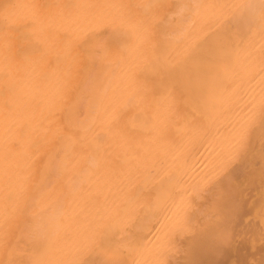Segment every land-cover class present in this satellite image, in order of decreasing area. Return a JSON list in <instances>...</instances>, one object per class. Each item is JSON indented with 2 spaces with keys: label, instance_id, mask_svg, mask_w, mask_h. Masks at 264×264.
I'll return each mask as SVG.
<instances>
[{
  "label": "bare ground",
  "instance_id": "1",
  "mask_svg": "<svg viewBox=\"0 0 264 264\" xmlns=\"http://www.w3.org/2000/svg\"><path fill=\"white\" fill-rule=\"evenodd\" d=\"M262 117L264 0H0V264H205Z\"/></svg>",
  "mask_w": 264,
  "mask_h": 264
},
{
  "label": "rangeland",
  "instance_id": "2",
  "mask_svg": "<svg viewBox=\"0 0 264 264\" xmlns=\"http://www.w3.org/2000/svg\"><path fill=\"white\" fill-rule=\"evenodd\" d=\"M262 118H263V117H262ZM259 121H260V122H259ZM259 121H257V124H259V123L261 124V123L264 121V118H263V121H261V120H259ZM263 123H264V122H263ZM260 124L258 125V128L260 129V132H259L260 135H258V136L256 137V141H255V139L253 140V141L256 142V144H255V142L252 141V139H253L252 137H255V135L259 134V133L256 132V130H258V129H256L257 127L255 128L256 130L254 131V134H255V135L251 137V135H253V133H251L250 136L248 137L247 141L245 142V143H246V146H244L243 149L240 150V151L238 152V154H239L240 152H241V154H243V152H244V156H245L246 153H247L248 158H247L246 156H245L246 158L243 157V155H242V157H241V154H240V156L237 154L238 156L236 157V159H237L238 157H239V158L236 160V163H235V161H234V163H235V164H234V163L232 162L234 159H232V161L230 162V165L228 166V168H230V169L226 168L227 176L229 177V176L231 175L230 178H234V180H232V182H231V181H230V182H227V181H229V180H228V179H229L228 177H227V178L225 177V179H227V181L223 180V181H225V183L227 182L226 184L224 183V184L226 185L225 188H226V187L228 188V187H230V186H231L232 188H234L233 186H235V188L237 187V189L235 190V188H234L233 191H235V192H233L234 195H232V196H231V195H227L226 193H224L226 196H224L223 199H224V200L226 199V200L224 201L225 203L223 202V203H221V204H224L225 207L227 208L228 205L230 206V204H231V202H232V201H231V200H232L231 198L235 199V200H233V201H238L239 198L242 196V197H241L242 200H244V201H245V200H248V201H249V202H247V208H246V209H245V207H246V203L244 202V203H245V205H244V209H245L246 211H248V212H247L248 214L246 213L245 210H243V207H242V210H241V211H240V209H238L239 207L241 208V206H243V205H241L240 203L237 202V203L239 204V206L237 207V209L239 210V212L237 211V213H238L237 215H239L238 218H241V217H242L241 214H243V217H244V218H241V219H238V218H237L238 221H236V219H235V221H236L237 224L234 223L235 221H233V220H232V221H229V222H232L233 225H231L232 223L229 224V222H227V220H225L224 216H221V217L223 218V224H225V225H223V226H224L225 228H223V226H222V224H221L220 222H217V220L222 219V218L217 219L216 215H218V214L221 215V214L224 212L223 215H224V214H227L226 216H228L229 213L233 210V209H232L230 212L228 211V212H229V213H228V212H227V209L224 207V205L219 206V207L216 206V207H217L218 209H222V208H223V209H225L226 211L222 209V210L220 211V212H222V213H219V210H218V214L216 213L215 215H213V216L210 217V218H214V216H215L214 219H217L215 222H217L218 224L220 223L219 225L222 226V227H219V226H218L217 228H221L222 230L225 229V230H224L225 232L222 231L221 229L219 230L220 232H219V231H214L215 233H217L216 235H218V234L220 233V234H219L220 236H219V235H218V236L215 235V237H218V238L213 237V240H216V243L218 242V244L220 245V247H222V250H223V248H225V250H226V249L230 246V247H229V251H225V254L223 253L224 251L222 252L223 255H227L228 253H229V254L231 253L232 256H235L236 254L239 253V252H238V248H239L240 250H242V249L244 250V248H245V250L247 251V253H246V251H245V253L247 254V256H245L246 260H247V259L250 260V259H251L250 257H252L253 254L255 255V253H258L259 255L261 254V256L258 257L259 260H258V259L256 260V258H257V256H258L257 254H256L257 256L255 255L256 258H255V256H253L254 259H251V260H255L256 262H259V263H256V262H255V264H260V261H261V260H262V261H261L262 263H263V261H264V259H261V257L264 258V243H262V241L264 240V232H263V231H264V229H263V228H264V226H263V225H264V220L262 219L261 216H257V215H258L257 213H259V214L261 215V210H262V207L264 206V186H262V185H264V184H262V183L264 182V170H263V169H264V167H263L264 164H262V163H263L262 160H263L264 158H262V160H261L260 157H261L262 155L260 156V155L258 154V156H260V157L257 156V153H259L260 150H262V151L264 152V148H263L264 145H262V144L264 143V141H263L264 139H263V137H262V135L264 134V133H263L264 126L262 127V125H264V124H261V125H260ZM259 126H261L262 128L259 127ZM261 139H262V140H261ZM251 141H252V142H251ZM257 141H258V142H257ZM260 142H261V144H260ZM247 143H249V146H250V144H252V146H250V147H251V149L254 150V151H251V149H250L249 151H250L251 153L248 151V148H247V145H248V144H247ZM254 144H255V145H254ZM257 144H259V145H257ZM249 146H248V147H249ZM258 146H259V147H258ZM261 146H262V149H261ZM255 147H256V149H255ZM244 148H247V149H245L246 152L244 151ZM258 148H259V149H258ZM257 151H258V152H257ZM262 151H261V152H262ZM261 152H260V153H261ZM263 152H262L261 154H264ZM253 155H254V156H253ZM251 156H252V157H251ZM262 157H263V156H262ZM241 158H242V159L245 158L244 162L246 161V162H245L246 165H243V164H244L243 162H242V164L240 163V162H241V161H240ZM254 158H256V159L258 160V162H257V160H254ZM253 160L256 161V162H254ZM239 161H240V162H239ZM242 161H243V160H242ZM252 161H253V163H252ZM237 162H238V168H235V167H237V166H236V165H237ZM248 162H249L250 165L248 164ZM259 162H260L262 165H261V164L259 165ZM232 164L234 165V167L232 166ZM240 165H241V166H240ZM248 165H249V167H248ZM258 165H259V166H258ZM230 166H231V167H230ZM239 166H240V167H239ZM244 166H247V169H246V167H244ZM232 167H233L234 170L231 169ZM242 167H243V169H242ZM251 167H252L253 169H252ZM260 167H261V169H262V167H263V169H262L263 171H262L261 169H260L261 171L259 170ZM240 168H241L242 170H240ZM235 169H236V171H235ZM227 170H228V171H227ZM230 170L235 171V172L233 173V172L230 171ZM244 170H245V171H244ZM254 170H255V171H254ZM237 171H238V172H237ZM242 171H244V172L247 171V172H246V174H244V172H242ZM231 172H232V173H231ZM241 173H243V174H241ZM257 173H258V174H257ZM232 174H233V175H232ZM240 174H241V175H240ZM255 174H257V175H255ZM251 175H252V176H251ZM242 177H243V178H242ZM251 177H252V180H251ZM256 178H257V179H256ZM248 179L251 180V181H249ZM230 180H231V179H230ZM249 182H251V183H249ZM232 183H235V185L232 184ZM245 183H246L247 186L245 185ZM247 183L250 185L249 187H248V184H247ZM230 184H232V185H230ZM236 184H237V185H236ZM253 184H254V186H253ZM229 185H230V186H229ZM244 185H245V186H244ZM250 187H251V188H250ZM258 187H259L260 189H258ZM227 188L225 189V190L227 191V193H228V191L231 192V190H229V189H231V188H228V190H227ZM239 188H240L241 190H240ZM242 189L244 190V192H245V190H247V191H246L245 193H244V192L241 193V191H243ZM225 190H224V191H225ZM262 190H263V192H262ZM236 191H237L238 193H237ZM249 192H250V195H247V193H249ZM233 193H232V194H233ZM236 193H237V194H236ZM252 193H254V194H252ZM228 194H229V193H228ZM245 194H246V195H245ZM235 195H236V196H235ZM240 195H241V196H240ZM243 195L245 196V198H244ZM215 196H216V195H215ZM215 196H214V197H215ZM218 196H219V195H218ZM228 196H229V197H228ZM230 196H231V197H230ZM246 196H247V197H246ZM249 196H250V197L253 196L252 199L249 198ZM219 197H221V196H219ZM234 197H235V198H234ZM217 198H218V197H217ZM217 198H216V199L213 198V199H215V201L217 202V201H218ZM241 198H240V199H241ZM247 198H249V199H247ZM218 199H219V198H218ZM221 199H222V198H221ZM228 199H231V200H228ZM237 199H238V200H237ZM242 200H241V201H242ZM259 200H260V201H259ZM230 201H231V202H230ZM220 202H221V201H220ZM220 202L218 201L219 205H220ZM226 202H229V203H226ZM241 203L243 204V202H241ZM259 203H260V204H259ZM235 204H236V203H235ZM216 205H218V204L216 203ZM240 205H241V206H240ZM233 206L235 207L236 205H234V203H233V204H231V207H233ZM228 208H230V207H228ZM230 209H231V208H230ZM234 210H235V212H236V209H234ZM244 211H245V214H244ZM232 212L235 213L234 211H232ZM233 213H231L232 216H233ZM239 213H241V214H239ZM220 215H219V216H220ZM240 215H241V217H240ZM219 216H218V217H219ZM235 216H236V213H235ZM247 216H248V217H247ZM228 217H229V216H228ZM210 218H209V219H210ZM229 218H230V217H229ZM229 218H228V220H229ZM214 219H213V220H214ZM226 219H227V218H226ZM231 219H233V217H231ZM242 219H243V221H242ZM251 219H252V220H251ZM211 220H212V219H211ZM213 220L211 221V224H212V225L215 223V222L212 223ZM224 220H225L226 222H225ZM250 220H251V222L253 221V223L256 222V221H258L259 224H257V225H260V227H262V228H261L262 230H260V229H259L260 227H258L259 231H258V229H257L258 232H257V231H254L255 234L258 235V237L255 235L256 237L254 236L253 238H250V237H252V235H250V234H252V231L250 232V230H249V233H250V234L247 235V233H248V232L246 231L247 226H246V229H245V227H240V228H244V229H245V230L243 229L244 231H242V229H238V227H239L238 223H240V226H242V225L245 226L246 223H247V225H248V223L250 222ZM224 222H225V223H224ZM251 222L249 223V225H250V224L252 225ZM258 222H256V223H258ZM241 223H243V224H241ZM215 224H216V223H215ZM226 224H227V226H226ZM228 224H229V225H228ZM235 224H236V225H235ZM254 224H255V223H254ZM234 225L236 226V227H235L236 229L242 231V232H241L242 235H241L240 237H237V236H236V238H234L235 235H236L237 233L240 234V232H236V231H235L236 234L233 235V236H232V234L230 233V232H232V230H233V232H234V227H233ZM237 225H238V227H237ZM249 225H248V226H249ZM255 225H256V224H255ZM255 225H254V226H255ZM257 225H256V226H257ZM230 226H232V227H230ZM254 226L252 225L253 229H254ZM215 227H216V226H215ZM215 227H214V229H217V228H215ZM226 227H230L231 230H230L229 228L227 229ZM249 227H250V226H249ZM249 227H248V228H249ZM252 227H250V228L252 229ZM199 228H201V227H199ZM232 228H233V229H232ZM236 229H235V230H236ZM206 230H208V228H207ZM212 230H213V229H212ZM226 230H229V231H226ZM238 230H237V231H238ZM247 230H248V229H247ZM203 231H204V229H203ZM221 231H222V232H221ZM261 231H262V232H261ZM209 232H211V230H210ZM212 232H213V231H212ZM218 232H219V233H218ZM223 232L225 233V235H224ZM246 232H247V233H246ZM256 232L259 233V234H257ZM221 233H222L223 235H222ZM226 233H227V234L230 233V235L232 236V238H234L233 241H234V240H235V241L237 240V241H236V242L234 241V242H232V243L228 242V245L225 247V245H226L227 243H226V241H225L224 239H226V237H227V238H230V239H226L227 241H228V240L232 241L231 236L229 235V237H228V235H227ZM238 234H237V235H238ZM243 234H244L245 236H244ZM221 235H222V237L224 236L223 239H220ZM246 235H247V237H246ZM253 235H254V234H253ZM262 235H263V236H262ZM225 236H226V237H225ZM243 236H244L246 239H248V240L250 239V240L247 242V240H245V238L243 239ZM249 236H250V237H249ZM259 236H260V237H259ZM248 237H249V238H248ZM214 238H215V239H214ZM255 238H257V239H255ZM242 239H243L244 241H242ZM218 240H220V241L223 240V241H222V243H221V242L218 241ZM256 240H257V241H256ZM258 240H259V241H258ZM260 240H262V241H260ZM224 241H225V242H224ZM245 241H246V243H245ZM238 242H240V244H239ZM255 242H256V243H255ZM263 242H264V241H263ZM214 243H215V241H214ZM223 243H226V244H223ZM229 243H230V244H229ZM242 243L245 244V245H243L244 247L242 246ZM248 243H249V244H248ZM218 244H216V246H217ZM221 244H222V245H221ZM214 245H215V244H214ZM214 245H213V246H214ZM219 245H218V247H217L219 250H217V248H212L213 246H212L211 248H212L214 251H212V249L210 248L213 254H214V252L219 251V253H215L216 255L219 254V255H218L219 259H218V258H217V260L214 259V261H213L214 264H215L216 261H218V263H221V262H222L221 264H241V263H238V262L242 261V263H245V264H246V261H243V258H244V257H243V256L241 257V256L239 255L240 253L236 256V257L239 258L238 260H240V261H238L237 258H234V257H232V256H231L232 258H229V257H228L229 254H228V255H227V257H228L227 260H228V259H230V260H228L227 262H225L226 257L222 255L223 257H225L224 260L222 259L223 257L221 256V253H220V251H222V250H220L221 248L219 247ZM238 245H239V247L237 248ZM240 245H241L242 247H241ZM246 245H248V248H247ZM260 245H262V246H260ZM216 246H215V247H216ZM245 246H246V247H245ZM240 247H241V248H240ZM256 247L258 248V251H259L260 253H259V252H255V251H257V250H256V249H257ZM255 248H256V249H255ZM259 248H260V249H259ZM261 248H262V249H261ZM210 249H209V250H210ZM215 249H216V250H215ZM240 250H239V251H240ZM248 250H249V251H248ZM254 250H255V251H254ZM211 251H210V252H211ZM253 251H254V252H253ZM210 252H206V253H208V254H206V255H207V256L210 255V256H209L210 258L207 257L208 259H207V258H206V259H203L205 264H210V263L212 264V263H213V262H210V261L212 260V257H211V256H213V255H211L212 253L210 254ZM226 252H227V254H226ZM236 252H237V253H236ZM262 252H263V253H262ZM233 254H234V255H233ZM241 254H242V253H241ZM243 254H244V252H243ZM202 255H203V254H201V256H202ZM206 255H205V253H204V256H206ZM216 255L214 256L215 258L217 257ZM244 255H245V254H244ZM249 255H250V256H249ZM204 256H203V258H205ZM220 256H221L222 258H220ZM248 256H249V257H248ZM214 257H213V258H214ZM240 257H241L242 259H240ZM245 258H244V260H245ZM209 259H210V260H209ZM220 259H222V261H221ZM206 260H208V261H206ZM215 260H216V261H215ZM235 260H236V261H235ZM248 260H247V261H248ZM251 260L248 261V262H250V263H247V264H253V262H252ZM220 261H221V262H220ZM224 262H225V263H224ZM236 262H237V263H236ZM251 262H252V263H251ZM262 263H261V264H262ZM216 264H217V263H216ZM263 264H264V263H263Z\"/></svg>",
  "mask_w": 264,
  "mask_h": 264
}]
</instances>
